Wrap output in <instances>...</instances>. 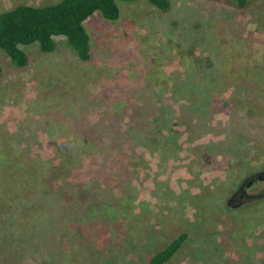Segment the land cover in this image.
I'll use <instances>...</instances> for the list:
<instances>
[{
  "label": "rangeland",
  "instance_id": "374dc122",
  "mask_svg": "<svg viewBox=\"0 0 264 264\" xmlns=\"http://www.w3.org/2000/svg\"><path fill=\"white\" fill-rule=\"evenodd\" d=\"M59 1L0 0V12ZM215 1L170 0L167 11L149 0L120 2L115 21L95 11L84 21L92 53L88 61L63 35L53 36L51 52H41L37 43L21 46L28 58L23 68L0 50V175H5L0 176V264H146L183 231L188 239L167 264H264V197L226 206L243 180L264 172V150L244 135L210 165L193 163L184 137L173 152L161 147L160 137L159 145L132 158L136 188L110 196L95 193L92 181L68 186L58 197L38 180V153L51 151L49 141L74 114L97 118L116 107L114 98L131 96L133 87L151 82L160 71L169 76L174 65L182 69L184 59L203 60L210 50L214 69L219 74L227 69L232 85L249 89L242 75L249 70L264 83V0H250L241 9L230 0ZM20 154L26 156L16 175L13 162ZM79 189L84 194L75 200ZM263 189L264 181H256L247 193L260 195ZM129 204L134 207L128 213ZM65 207L71 211L64 213ZM110 207L124 215L117 217L119 234L110 233L113 245L106 247L99 233L101 241L91 244L80 225L110 221ZM38 218L44 221L41 238Z\"/></svg>",
  "mask_w": 264,
  "mask_h": 264
},
{
  "label": "trees",
  "instance_id": "16d2710c",
  "mask_svg": "<svg viewBox=\"0 0 264 264\" xmlns=\"http://www.w3.org/2000/svg\"><path fill=\"white\" fill-rule=\"evenodd\" d=\"M134 1L60 0L40 6L15 5L0 12V50L5 52L14 67L23 68L28 58L21 46L37 43L41 52H51L55 49L53 36L63 35L77 56L88 61L92 53L84 21L95 11H100L105 19L115 21L120 16L118 4ZM149 1L161 11H167L171 6L170 0ZM230 1L240 9L250 2ZM187 54L190 55V51L187 50ZM225 55L222 52L219 56ZM212 56L209 50L208 57L203 60L196 57L184 59L182 69L178 64L174 65L176 69L169 76L160 71L151 82L133 87L131 96L114 98L116 107H108L97 118L84 112L74 114L72 123L65 124L61 135L49 141L51 151L44 155L38 153V180L40 176L43 185L57 191L58 197L63 194V189L68 191V186L76 188L92 181L96 184L97 194L100 190L106 196L126 192L136 188L131 171L133 156L151 144L159 145L160 137H164L161 147L172 152L176 147H182L181 138L184 137L195 164L210 165L224 148L235 145V137L239 135L246 136L260 151L264 150L263 80L252 77L251 70L242 71L244 82L250 86L249 89L237 88L232 85L227 69L220 74L214 69L216 63ZM177 80L180 82L176 83ZM119 97L125 99L124 102L117 101ZM125 117L127 123L123 122ZM204 137L209 139L207 144ZM23 156L26 155L20 154V160L13 162L16 175L23 168ZM1 162H4L2 156ZM82 194V189L75 190V200ZM124 204L127 205L126 200L122 201ZM130 207L134 205L129 204ZM67 210L71 211L65 207L63 212ZM132 210L128 209V213ZM39 213L41 209L38 208ZM108 213L112 216L108 222L95 220L80 225L83 238L92 239L91 244H98L101 234L107 240L104 242L106 247L113 245V238L119 234L117 217L124 215H119L111 207ZM38 221L41 238L44 221L39 218ZM111 232L114 237L109 236ZM187 239L186 231L178 234L150 256L146 264H167Z\"/></svg>",
  "mask_w": 264,
  "mask_h": 264
},
{
  "label": "water",
  "instance_id": "95a60500",
  "mask_svg": "<svg viewBox=\"0 0 264 264\" xmlns=\"http://www.w3.org/2000/svg\"><path fill=\"white\" fill-rule=\"evenodd\" d=\"M254 178H256V180L257 181H264V172L263 171H261V172H257V173H255V174H253V175H250L249 177H247L245 180H243L241 183H240V185H239V187L237 188V190L235 191V192H233V194H231V196L228 198V200H227V202H226V206L227 207H230V208H235V207H237L238 205H241V204H246V203H249L250 201H248L249 199H255L254 201H256V200H259V199H261V198H263L264 197V195H262V194H260V195H258V194H256V195H248L247 194V196L245 197V199H246V201L244 202H236L235 201V198H236V196L240 193V192H242V190H245V188H249L251 185H252V183H253V181H251V179H254ZM244 194H243V192H242V196H243Z\"/></svg>",
  "mask_w": 264,
  "mask_h": 264
},
{
  "label": "flooded vegetation",
  "instance_id": "af4514ba",
  "mask_svg": "<svg viewBox=\"0 0 264 264\" xmlns=\"http://www.w3.org/2000/svg\"><path fill=\"white\" fill-rule=\"evenodd\" d=\"M251 181H253V183H252V185H253V184L256 183L257 180H256V178H254V179H251ZM252 185H251V186H252ZM249 188H250V187H249ZM249 188H245V190H242V192H243V194H244L243 196H242V192H240V193L236 196L235 201H236L237 203H238V202H241V201H242V202H243V201H244V202L246 201L245 197H246L247 194H248V193H247V190H248ZM261 194L264 195V189H263V191H261ZM248 195H251V194H248ZM254 200H255V199L253 198V199H249L248 201H250V202H254ZM259 200H260V199H259ZM256 201H258V200H256Z\"/></svg>",
  "mask_w": 264,
  "mask_h": 264
}]
</instances>
